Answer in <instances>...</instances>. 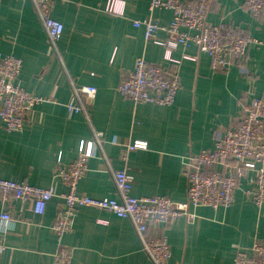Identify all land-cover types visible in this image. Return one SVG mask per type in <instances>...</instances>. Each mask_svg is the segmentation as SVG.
I'll use <instances>...</instances> for the list:
<instances>
[{"label": "crops", "instance_id": "1", "mask_svg": "<svg viewBox=\"0 0 264 264\" xmlns=\"http://www.w3.org/2000/svg\"><path fill=\"white\" fill-rule=\"evenodd\" d=\"M108 1L53 0V16L64 24L54 50L32 0H0V52L21 57V85L50 98L33 107L21 131H8L0 120V177L40 187L54 184L56 193L41 215L32 200L7 203L0 197V213L8 210L14 219L5 232L0 223L5 244L0 264H54L58 237L52 225L67 190L54 178V169L59 159L65 164L76 159L80 142L90 139L93 129L104 132L103 148L90 158L78 184L80 194L116 197L113 171L125 169L133 177L134 196L164 195L182 202L187 200L185 158L213 149L216 139L238 123L242 102L264 95V13L252 16L244 0H212L208 19L262 43L251 45L239 66L216 72L195 44L172 49L178 62L166 60V47L133 25L150 13L168 24L170 10L151 12V0H116L121 12H108ZM157 36L167 34L160 30ZM138 56L179 74L172 105L135 104L117 92ZM71 80L97 88L94 100L87 101L91 125L83 113L67 109ZM138 139L147 141V148L129 150L127 144ZM248 187L243 180L228 208L192 207L194 216L162 226L171 247L168 264H234L239 246L264 244V205H256ZM62 242L73 248L70 264H154L132 222L109 210L78 206L73 229Z\"/></svg>", "mask_w": 264, "mask_h": 264}, {"label": "built area", "instance_id": "2", "mask_svg": "<svg viewBox=\"0 0 264 264\" xmlns=\"http://www.w3.org/2000/svg\"><path fill=\"white\" fill-rule=\"evenodd\" d=\"M32 2L50 45L57 50L64 24L53 16V0ZM211 2L151 0V12L155 9H168L173 14L172 20L162 24L150 13L132 22L135 27H144L148 40L166 47L165 59L170 62H178L172 56L173 48L195 44L200 51L208 54L212 70H229L246 59L251 45L261 44L262 41L252 35L242 34L226 23L209 21ZM243 5L256 18L264 13V0H244ZM106 11L121 12L116 0L108 1ZM160 30L166 32L165 39L157 36ZM22 64L21 57L0 52V120L8 131H21L33 107L50 101V98L35 95L21 85L19 75ZM70 84L71 97L66 104L68 111L83 113L86 122L91 125L92 116L87 101L94 100L97 88L94 85H80L72 80ZM179 88L180 77L177 72L163 63L151 62L144 56H138L133 67L123 74L116 90L135 104L148 102L170 106L175 102ZM103 142L104 132L93 129V136L80 142L76 159L67 164L59 159L54 169V178L60 180L67 189L61 194L64 204L58 209L52 225L58 237L54 264H70L72 261L73 248L64 244L62 238L73 229L78 206L109 210L119 217L129 219L143 250L153 263L168 264L171 247L161 228L182 216H194L192 207L210 206L217 209L232 206L243 180L247 181L249 187L246 192L256 205H264V95L253 97L248 103L242 102L238 123L216 139L213 149H203L185 158L183 169L187 178V200L182 202L173 201L164 195L134 196L133 177L125 169L113 171L118 194L116 197L80 194L79 181L88 169L90 158L103 148ZM127 148H147V141L135 140L127 144ZM214 164H219L220 169H214ZM55 195L54 184L40 187L27 180L0 177L1 199L7 203L13 199L32 200L36 214H43L47 203ZM13 221L8 210L0 213L2 231H7ZM4 246V239L0 237V250ZM234 264H264V244L255 241L249 247L239 246L235 251Z\"/></svg>", "mask_w": 264, "mask_h": 264}]
</instances>
